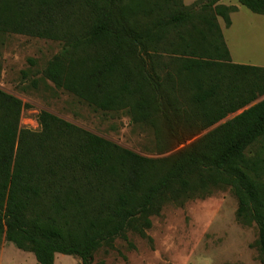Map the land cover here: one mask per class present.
Segmentation results:
<instances>
[{"label": "trees", "instance_id": "obj_1", "mask_svg": "<svg viewBox=\"0 0 264 264\" xmlns=\"http://www.w3.org/2000/svg\"><path fill=\"white\" fill-rule=\"evenodd\" d=\"M220 1L0 0V32L60 41L42 74L95 111L159 116L174 133L173 118L204 130L242 110L155 172L156 160L47 111L38 133L21 129L22 102L0 90V239L37 264H54L57 253L91 264L134 222L149 227L161 202L229 187L264 262V165L246 156L264 147V67L230 62L217 17L228 28L237 8ZM237 2L264 16V0ZM164 51L183 55L176 72L163 73ZM178 88L190 91L186 102Z\"/></svg>", "mask_w": 264, "mask_h": 264}, {"label": "rangeland", "instance_id": "obj_2", "mask_svg": "<svg viewBox=\"0 0 264 264\" xmlns=\"http://www.w3.org/2000/svg\"><path fill=\"white\" fill-rule=\"evenodd\" d=\"M195 1L182 0V3L191 7ZM218 4L237 8L230 14L228 28L217 17L230 62L264 67V16L252 13L237 0H222ZM172 38L170 35L169 39ZM60 49L61 42L57 40L0 32V90L22 102L19 127L23 130L38 133V115L47 111L122 148L156 160L155 172H161L182 148L242 111L204 130L198 125L189 127L182 118H173L174 133L159 116L133 121L128 108L95 111L44 78L42 71ZM182 56L178 51H164L160 61L163 73L176 72V59ZM170 63L174 65L165 66ZM177 91L179 101L186 102L190 91L181 88ZM246 156L264 165L261 143L249 147ZM236 210L237 199L229 187L212 188L192 198L166 200L148 215L149 227L142 221L134 222L122 235L102 243L92 254L91 264H264L255 224L238 219ZM0 264L37 262L32 252L16 248L3 234ZM54 264L81 262L76 256L57 253Z\"/></svg>", "mask_w": 264, "mask_h": 264}]
</instances>
